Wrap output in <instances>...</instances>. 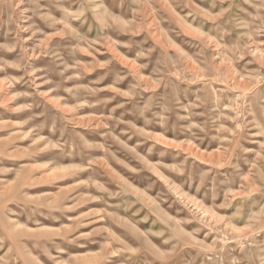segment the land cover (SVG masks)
I'll return each mask as SVG.
<instances>
[{"label":"rangeland","instance_id":"obj_1","mask_svg":"<svg viewBox=\"0 0 264 264\" xmlns=\"http://www.w3.org/2000/svg\"><path fill=\"white\" fill-rule=\"evenodd\" d=\"M0 264H264V0H0Z\"/></svg>","mask_w":264,"mask_h":264},{"label":"bare ground","instance_id":"obj_2","mask_svg":"<svg viewBox=\"0 0 264 264\" xmlns=\"http://www.w3.org/2000/svg\"><path fill=\"white\" fill-rule=\"evenodd\" d=\"M10 168V167H9Z\"/></svg>","mask_w":264,"mask_h":264}]
</instances>
